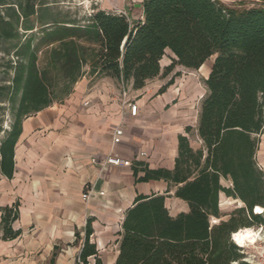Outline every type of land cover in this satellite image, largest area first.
Wrapping results in <instances>:
<instances>
[{
	"label": "trees",
	"instance_id": "16d2710c",
	"mask_svg": "<svg viewBox=\"0 0 264 264\" xmlns=\"http://www.w3.org/2000/svg\"><path fill=\"white\" fill-rule=\"evenodd\" d=\"M239 3L229 7L219 0H143V20L136 26L105 11L93 13L81 26L53 15L42 0H0V8L10 12L5 22L0 16V37L16 41L13 48L24 59L12 81L20 98L14 122L0 141V174L7 179L13 175L23 119L63 102L85 66L90 75L140 90L158 76L168 77L175 67L198 70L215 56L198 113L202 147L193 150L187 136L180 135L172 171L145 169L137 178L134 170L138 183L163 180L175 186L174 196L189 210L172 218L164 196H138L125 212L115 264H244L231 236L264 226L263 214H253L255 207L264 208V176L255 162L257 136L264 132V4ZM20 29L30 34L24 44ZM34 30H41V37L33 45ZM166 52L174 58L161 70ZM59 83L63 90L57 95ZM221 179L231 181L232 188L222 187ZM220 193L244 207L222 220ZM18 209L17 203L0 208L3 241L20 236L12 228ZM213 219L218 222L213 224ZM91 235L88 221L79 258L83 264L89 258L102 264Z\"/></svg>",
	"mask_w": 264,
	"mask_h": 264
},
{
	"label": "crops",
	"instance_id": "0c3cea01",
	"mask_svg": "<svg viewBox=\"0 0 264 264\" xmlns=\"http://www.w3.org/2000/svg\"><path fill=\"white\" fill-rule=\"evenodd\" d=\"M90 1L93 13L114 7L125 13L131 26L143 20V0L113 3L85 0ZM78 24L87 25L88 20L84 25L83 21ZM172 58L170 53L165 64L162 58L161 70ZM208 75L203 80L204 97ZM170 79L158 76L140 90L127 84L123 86L126 99L122 96V85L110 78L90 75L89 66H85L83 76L63 102L53 103L23 119L14 148L13 175L7 179L0 174V208L19 205V216L12 228L20 236L3 241L0 229V264H75L88 221L92 229L90 244L96 247L101 263L115 264L125 212L138 196H164L165 208L172 218L188 212L187 203L174 196L175 186L163 180L138 183L134 176V170L138 171L137 178L144 176L141 170L145 169L172 171L178 136H187L189 140L185 133L186 128L192 127L189 104L181 100L182 93L178 95V84L172 83L159 93ZM126 100L137 105L135 117L130 115ZM118 126L123 135L114 146L113 131ZM257 140L255 162L264 176V132ZM199 143L200 149V140ZM108 156L127 160L131 165L107 166L102 170L100 164ZM220 184L232 188L229 180L221 179ZM89 189L103 192L104 196L84 201L82 195ZM227 200L244 207L240 200L220 193L219 208ZM245 230L255 229L238 233ZM75 234L79 239L76 240ZM87 264H95L94 259L89 258Z\"/></svg>",
	"mask_w": 264,
	"mask_h": 264
},
{
	"label": "rangeland",
	"instance_id": "374dc122",
	"mask_svg": "<svg viewBox=\"0 0 264 264\" xmlns=\"http://www.w3.org/2000/svg\"><path fill=\"white\" fill-rule=\"evenodd\" d=\"M223 4L229 7L237 6L240 4V1H245L246 6H252L253 1H258L264 4V0H220ZM8 3H13L14 0H7ZM103 2V1H100ZM42 3H46L51 10L53 15H58L61 19H67L70 21L82 22L85 24L86 20L93 14L94 11H91L93 3L85 2V0H42ZM111 10V12H110ZM108 13L114 14L115 8L111 7ZM117 10V9H116ZM97 10L96 12H98ZM116 13V12H115ZM10 12L9 9L5 7L0 8V16L3 18L4 22L7 20ZM0 26H2V21H0ZM35 39L32 44H36L37 40L41 37V30L33 31ZM20 43L24 44L25 38L30 36L29 33L23 32L21 29L18 31ZM16 41H7L0 37V125L2 126L3 132L0 134V141L4 138L5 133L10 130L14 122V112L18 105L20 94L13 89V78L15 76L16 69L18 65L24 62V59L17 55L15 52L14 44ZM170 53L166 52L163 57V64L169 62ZM40 60L42 61V55H39ZM215 56L208 59L201 71H192L186 70L182 67H175L173 73L168 76L172 78L174 74H177L173 77V84H178L179 93L181 94V100L189 104L188 119L189 123L192 124L190 128L189 144H191L193 150H198L200 147L199 140L197 138L196 132V111L199 107V104L204 97V84L203 80L207 77L209 69L213 65ZM43 63L40 64V68H43ZM167 80V79H166ZM188 87V90L185 89ZM52 90V88H51ZM63 90V85L59 83L55 86L54 93L57 95L61 94ZM182 91V92H181ZM239 208V204L232 200H227L222 203L220 209V214L222 220H226L228 215H230L234 210ZM264 214L262 215L263 218ZM217 223V220L215 221ZM242 253L244 254L243 262L244 264H256V255L255 249L251 243H246L243 246ZM47 264V263H46Z\"/></svg>",
	"mask_w": 264,
	"mask_h": 264
},
{
	"label": "built area",
	"instance_id": "2783aa9c",
	"mask_svg": "<svg viewBox=\"0 0 264 264\" xmlns=\"http://www.w3.org/2000/svg\"><path fill=\"white\" fill-rule=\"evenodd\" d=\"M97 1H99V2L100 1H106V2H109V3H113V2L122 1V0H97ZM115 12L118 15H122V16L126 17V15H125V13L123 11L115 9ZM122 96H123V98L128 99V96L126 94V91H125L123 85H122ZM125 104H126L128 110H129L130 115L135 117L136 114H137V105L135 103H131V101H129V100H126ZM122 135H123V131H122L120 126H118L117 128L114 129L113 138H112V144L114 146L118 145L120 143ZM140 155L143 156V157L146 156L145 153H141ZM100 165H101V169L104 170L107 166L129 167L131 164H130L129 161L121 159L119 157L108 156V157H106L103 160V162ZM95 196L103 197L104 193L103 192H94L92 189H89V190H87L86 192L83 193L82 199L84 201H88L90 198L95 197ZM260 211H261L260 214H264V208H262ZM253 214L260 215L257 212L256 208H254ZM213 223H214V221H213ZM252 229H255L253 231V234H254V237H255L254 238V242L251 243V244H252V246L255 249V255H256V260H257L256 264H264V226H260V227L252 228ZM237 233H235V234H237ZM231 240L237 247H239L243 251L244 248L236 243V241L234 239V234L231 236ZM80 250H81V248H80ZM75 264H83L81 259L79 258V253H78V255H77L76 259H75Z\"/></svg>",
	"mask_w": 264,
	"mask_h": 264
},
{
	"label": "bare ground",
	"instance_id": "6f19581e",
	"mask_svg": "<svg viewBox=\"0 0 264 264\" xmlns=\"http://www.w3.org/2000/svg\"><path fill=\"white\" fill-rule=\"evenodd\" d=\"M257 212L260 214V208L257 209ZM254 234L250 230H245L242 232H239L237 234H234V239L237 244L240 246H244L246 243H253L254 242Z\"/></svg>",
	"mask_w": 264,
	"mask_h": 264
}]
</instances>
